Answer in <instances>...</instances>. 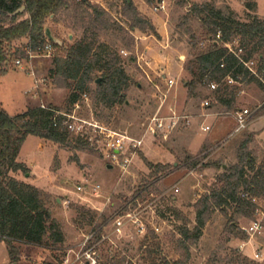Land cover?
I'll list each match as a JSON object with an SVG mask.
<instances>
[{"label":"rangeland","instance_id":"obj_1","mask_svg":"<svg viewBox=\"0 0 264 264\" xmlns=\"http://www.w3.org/2000/svg\"><path fill=\"white\" fill-rule=\"evenodd\" d=\"M90 1L106 7L111 21L128 26L121 14L123 0ZM132 1L140 13L150 18L156 33L134 29L130 31L133 44L128 46L115 30L100 32L101 40L119 46L118 54L128 75L126 103L107 107L93 102V94H85L74 105L72 114L141 137L144 123L163 99L162 92L168 91L162 78L165 76L175 83L167 92L164 111L173 106L179 114L188 115V120L181 121L165 140L146 135L126 171L88 142V148L81 150L28 135L17 157L28 171H11L9 175L46 194L51 216L64 240L57 244L50 241V246L18 243L17 261L12 260L5 242L0 240V264H64L65 257L69 258L68 264H81L76 256L85 237L105 219L99 233L105 238L96 244L101 264H149L151 256L171 263L178 261L174 264H233L223 258L216 260L230 251L255 260L254 250L264 247V194L256 196L250 215L237 213L234 203L225 210L210 206L200 238L195 243H185L188 250L178 243L179 228L195 224V202L211 192L225 167L237 162V149L244 140H248L245 151L250 152L255 165L264 164V114L254 116L244 130L227 137L236 124L235 111L248 108L253 114L256 105L264 100V89L255 82L239 83L236 109L225 110L219 105L202 104L205 99L213 101L208 84L195 82L192 87L187 83L192 78L187 67L195 53L210 43L205 26L191 8L194 3L211 1L218 7L227 6L239 20L248 21L253 16L264 18V0H165V7L159 10L154 9L158 0L150 4ZM45 26L53 37L51 54L26 47L27 38L7 48L8 71L0 74V107L10 115L39 104L63 110L66 107L69 88L62 85L60 78L50 75L49 69L53 57L64 55L71 42L82 35L83 26L75 25L72 12L64 10L54 19L47 18ZM192 33L196 34L195 45ZM236 44L237 40L228 46L234 48ZM17 50H25L27 55ZM16 58L21 59L20 65L15 64ZM203 125H209V129L203 130ZM70 137L74 139L75 135ZM191 160L196 162L193 166L189 165ZM246 168V174L253 172ZM85 180V190H77L76 186L85 184ZM93 184H99L97 192L91 189ZM117 210H132L138 221H128L117 229L112 221ZM255 219L263 225L261 233L243 230ZM232 220L246 237L241 231H232Z\"/></svg>","mask_w":264,"mask_h":264},{"label":"trees","instance_id":"obj_2","mask_svg":"<svg viewBox=\"0 0 264 264\" xmlns=\"http://www.w3.org/2000/svg\"><path fill=\"white\" fill-rule=\"evenodd\" d=\"M70 1L0 0V74L8 71L7 48L14 41L27 38L26 47L31 50L44 44L48 39L45 26L47 18L54 19L64 10L72 12L75 25L83 26L82 35L71 42L64 55L53 57L49 69L50 75L60 78L62 85L69 88L64 110L52 105H35L10 115L0 107V240L5 242L13 261L19 259L18 243L50 246V241L51 244H57L64 240L62 231L51 216V209L44 198L46 194L32 184L9 175L11 171H28L26 165L17 160L24 140L28 135H36L61 145L87 149V141L77 136L74 139L70 137L71 133L62 124L64 116L56 114V111L71 113L84 94H93V102L107 107L118 102L126 103L128 75L118 54L119 46L116 42L110 45L101 40L100 32L111 28L116 31L115 34L118 32L120 40L128 46L133 44L134 37L130 31L134 29L156 33L150 18L140 13L132 0H123L121 14L125 17L127 27L111 21L108 9L100 3L90 0ZM144 1L150 4L154 0ZM21 6L24 8L18 10ZM191 10L205 26L210 43L195 53L187 67L192 74L187 83L192 87L195 82L216 83V87L211 90L213 101L209 106L215 104L225 110L236 109L239 83L255 82L264 89V18L253 16L248 21H241L227 6L218 7L211 1L194 3ZM235 40L236 46L230 48L228 44ZM191 42L193 45L197 42L196 34H191ZM17 53L27 55L25 50H17ZM250 61L252 64L247 65ZM253 114H264V100L256 105ZM247 142V139L244 140L238 147L237 162L225 167L217 175L211 192L195 202V224L191 228L186 225L179 228L178 243L185 250L189 248L185 243H195L202 235L210 206L225 210L227 205L234 203L237 213L250 215L256 206L251 198L264 194V164L255 165L250 152L245 151ZM188 159L189 156L186 162ZM195 163L191 160L189 165ZM147 164L152 167L151 162L147 161ZM246 167L253 172L246 174ZM106 222L107 219L97 224L96 237H99ZM230 227L232 231H241L242 237H246L233 220ZM221 258L233 264H260L236 251L227 252L216 261ZM174 263L151 256L149 264Z\"/></svg>","mask_w":264,"mask_h":264},{"label":"built area","instance_id":"obj_3","mask_svg":"<svg viewBox=\"0 0 264 264\" xmlns=\"http://www.w3.org/2000/svg\"><path fill=\"white\" fill-rule=\"evenodd\" d=\"M164 7L165 0H158L154 6V9L159 10L163 9ZM41 49L48 55L52 53L53 46L49 39H47L42 46L38 47V50ZM15 64L20 65L21 59L16 58ZM246 64H252V61ZM162 78L165 80V84L169 91L175 83L174 79L170 77L167 78L165 76H162ZM229 81L232 82V79H229ZM208 85L211 87V89H214L217 84L210 82ZM167 92H162L163 99L144 123V134L141 137L132 136L128 134L127 131H118L114 128H110L95 119L89 120L82 117H77L73 115L72 112L65 113L57 110L56 114H62L64 116L62 124L67 128L69 133L84 139L95 148L101 150L105 157L109 158L123 171H126L132 156L141 150L146 135L152 136L153 139L160 138L165 140L175 130L181 121L186 122L188 120V115L179 114L173 106H169L167 112L164 111L163 103L166 101ZM202 104L207 107L209 106L210 102L208 99H205ZM39 105L41 107H45L44 104ZM234 119L236 124L227 137H232L244 130L253 121L254 115L248 108H241L235 111ZM202 129L208 130L209 125H203ZM87 183L88 181L85 180V184L77 185V190L84 191ZM99 188V184H93L91 186V189L96 192L99 190ZM175 190L177 191L178 188H175ZM251 200L256 204V196L252 197ZM112 221L114 226L117 229H120L128 221L137 222L138 217L132 210H121V212L117 210ZM138 224L141 225L140 223ZM97 230L98 229H92L83 241L80 254H77L76 256V260H78L81 264H101L98 259L99 256L96 251V244L103 240L105 236L101 234L99 237H96ZM243 230L252 233H261L263 230V225L261 221L255 219L251 222L249 227H244ZM253 259L257 261H264V247H258L254 250ZM63 263L68 264L69 258L65 257Z\"/></svg>","mask_w":264,"mask_h":264},{"label":"water","instance_id":"obj_4","mask_svg":"<svg viewBox=\"0 0 264 264\" xmlns=\"http://www.w3.org/2000/svg\"><path fill=\"white\" fill-rule=\"evenodd\" d=\"M24 8V6H21L18 10H22ZM46 35L48 36V38L52 39V35L50 33V30L47 28L46 29ZM107 167H112V164H107Z\"/></svg>","mask_w":264,"mask_h":264},{"label":"crops","instance_id":"obj_5","mask_svg":"<svg viewBox=\"0 0 264 264\" xmlns=\"http://www.w3.org/2000/svg\"><path fill=\"white\" fill-rule=\"evenodd\" d=\"M146 13V12H145Z\"/></svg>","mask_w":264,"mask_h":264}]
</instances>
